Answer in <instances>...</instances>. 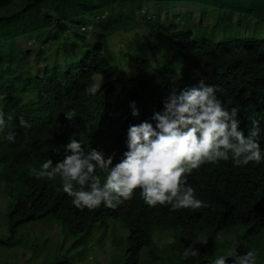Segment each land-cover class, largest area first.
I'll list each match as a JSON object with an SVG mask.
<instances>
[{"label": "trees", "instance_id": "trees-1", "mask_svg": "<svg viewBox=\"0 0 264 264\" xmlns=\"http://www.w3.org/2000/svg\"><path fill=\"white\" fill-rule=\"evenodd\" d=\"M170 3L218 9L217 31L228 29L234 16L236 26L249 19L264 25V0H0V111L6 120L0 131V182L9 197L14 191L8 186L16 188L5 216L7 235L0 236L1 254L21 243L16 237L21 227L49 221L57 224L63 242L71 240V248L79 250L76 259L66 254L52 258L49 251L33 246L31 259L74 264L85 258V239L98 231L102 240L108 222L114 221L125 236L113 242L116 253L110 264H215L220 257H226L225 264H238L248 251L257 253L256 264H264V160L236 166L230 155L227 161L206 162L186 173V186L207 206L175 211L170 205L148 206L139 188L132 199L115 208L101 204L92 211L78 209L64 193L59 175L37 178L47 160L55 164L71 154L65 151L70 139L78 140L86 154L94 149L105 159L113 156L114 166L128 150L130 125L149 122L155 127L152 117L163 110L172 90L179 92L201 81L215 86L226 109L239 108L237 118L245 136L253 122L258 123L257 142L264 156V37L216 43L191 38L188 32L164 26L157 17L151 20L143 9L147 4ZM87 26L94 33L90 42L84 34ZM138 27L168 40L183 70L191 75L189 83L180 86V76L156 59L152 68L143 60L134 61L136 72L130 78H111L104 39ZM28 34L43 43L58 42L64 54L65 46L72 45L69 40L77 39L83 53L77 61L25 75L29 57L36 60L43 52L39 48L17 55L12 42ZM130 49L140 52L143 47L136 42ZM94 75L106 81L93 96L86 89L94 85ZM133 104L139 111L136 117ZM69 113L71 120L66 118ZM21 118L28 127L20 125ZM10 132L14 142L7 140ZM96 174L103 184L107 173L97 169ZM158 236L165 242L159 244ZM190 245L198 254L185 258Z\"/></svg>", "mask_w": 264, "mask_h": 264}, {"label": "clouds", "instance_id": "clouds-1", "mask_svg": "<svg viewBox=\"0 0 264 264\" xmlns=\"http://www.w3.org/2000/svg\"><path fill=\"white\" fill-rule=\"evenodd\" d=\"M99 86L93 85L86 92L94 96ZM215 91V86L203 81L179 92L173 89L164 101L163 110L152 117L155 127L149 122L129 126L128 150L114 166L113 156L105 159L102 152L94 149L86 154L78 140L70 139L65 151L71 154L55 164L51 159L47 160L36 172L37 178L53 179L59 175L63 191L73 198V205L89 211L101 204L115 208L132 199L138 188L150 207L170 205L172 211L204 208L207 205L195 197L192 187L186 186V173L206 162L227 161L230 155L236 166L250 162L259 164L264 160L257 142L261 131L258 123L254 121L245 136L237 118L239 108L226 109ZM132 108V115L138 116L134 104ZM66 118L71 120L72 114H67ZM5 125V114L0 111V131ZM20 125L29 126L23 118ZM7 140L14 142V133L10 132ZM97 169L107 173L103 184L100 175L96 174ZM198 251L190 245L183 256L194 257ZM232 255H236L235 251ZM225 260L226 257H220L215 264H225ZM256 262L255 251H248L238 259V264Z\"/></svg>", "mask_w": 264, "mask_h": 264}, {"label": "rangeland", "instance_id": "rangeland-1", "mask_svg": "<svg viewBox=\"0 0 264 264\" xmlns=\"http://www.w3.org/2000/svg\"><path fill=\"white\" fill-rule=\"evenodd\" d=\"M143 9L145 14L151 17V20L157 17L164 26L171 25L174 32H188L191 38L203 37L216 43L232 38L264 37V25L249 19L240 26H236L234 24L236 16L228 29L225 31L215 30L219 11L210 6L186 3L147 4ZM93 20L96 21V17ZM84 30L86 40L89 42L93 40L94 33L90 27L87 26ZM104 41L106 45L104 54L113 79L132 77L136 72L132 63L136 60H143L152 68L156 59V61L171 67L180 76V86L191 81L190 73L183 70L174 48L165 37H157L138 27L128 33L116 32L108 35ZM69 42L72 45L65 46L66 54L58 49V42L43 43L35 38V34L19 37L12 43L17 55L24 51L35 52L39 48H43V52L36 60L31 56L25 65L27 68L25 75H36L38 72L41 73L43 67L50 69L55 64L61 67L70 61H77L83 53V47L80 46V41L77 39H71ZM136 42H139L143 47L140 52L130 49ZM105 81L97 75L93 76V84L96 86ZM8 188H12L14 191L10 197L5 193L7 188L0 182V236L7 235L4 229L5 216L16 192L14 185L8 186ZM99 234L98 231L94 232L93 236L85 239L88 242L85 246V258L75 260L74 264H110L116 253L113 242H119L125 233L120 230L116 222L109 221L104 231L105 237H102V240L99 239ZM16 237L21 238V243L3 254L0 253V264H40V257L31 259V246L37 249L41 248L44 252L49 251L52 258L63 254L74 257L79 251L71 248V240L63 242L59 227L56 223L49 221H39L23 226L19 229ZM158 240L159 244L165 242L163 236H158ZM74 259L76 258L74 257Z\"/></svg>", "mask_w": 264, "mask_h": 264}]
</instances>
